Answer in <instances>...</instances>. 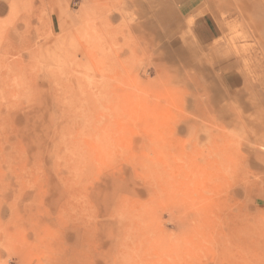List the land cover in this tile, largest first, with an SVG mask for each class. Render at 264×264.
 <instances>
[{
	"label": "rangeland",
	"instance_id": "obj_1",
	"mask_svg": "<svg viewBox=\"0 0 264 264\" xmlns=\"http://www.w3.org/2000/svg\"><path fill=\"white\" fill-rule=\"evenodd\" d=\"M0 5V264H264V0Z\"/></svg>",
	"mask_w": 264,
	"mask_h": 264
},
{
	"label": "crops",
	"instance_id": "obj_2",
	"mask_svg": "<svg viewBox=\"0 0 264 264\" xmlns=\"http://www.w3.org/2000/svg\"><path fill=\"white\" fill-rule=\"evenodd\" d=\"M2 12H3V7H2V5H0V13H2Z\"/></svg>",
	"mask_w": 264,
	"mask_h": 264
}]
</instances>
